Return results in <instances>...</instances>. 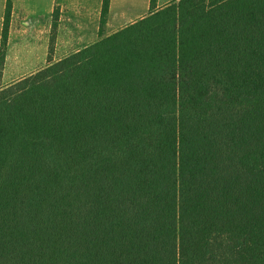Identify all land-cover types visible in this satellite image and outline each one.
<instances>
[{"label":"trees","instance_id":"trees-1","mask_svg":"<svg viewBox=\"0 0 264 264\" xmlns=\"http://www.w3.org/2000/svg\"><path fill=\"white\" fill-rule=\"evenodd\" d=\"M195 1L0 89V264H264V0Z\"/></svg>","mask_w":264,"mask_h":264},{"label":"rangeland","instance_id":"rangeland-1","mask_svg":"<svg viewBox=\"0 0 264 264\" xmlns=\"http://www.w3.org/2000/svg\"><path fill=\"white\" fill-rule=\"evenodd\" d=\"M18 2H20V7L17 10L18 12H16V58L14 78L12 80V82H15L11 83L10 79L7 84H0V89L10 87L21 80L23 81L28 76L34 75L38 70L40 71V69L46 68L50 64L52 65L58 60L72 56L81 47L84 48V45L74 44V47H79L78 50L74 51L64 45L62 46L63 49L61 47L58 49L59 54L56 55L55 46L62 45V43H57L54 34L55 29L58 27L56 20L54 17L50 18L51 15L48 14L37 15L30 8L37 6L38 2L49 6L51 0H18ZM25 2H27V5H24ZM174 6L176 8H173ZM184 7L185 10L188 9L190 12L197 14L200 9V2L195 0H117L113 4V0H104L103 10L94 8L92 12L95 15L98 14L99 33H101L100 41L128 26L138 23L142 19H147L149 16L157 14L161 10L162 12L174 13L180 18L183 15ZM59 13L60 9L56 8L55 16L58 17ZM66 15L71 16L67 12ZM67 16L64 17L66 21L64 28L69 33L70 38L74 39L80 33L79 28L75 24L69 26L66 19ZM123 18L125 19L123 20ZM108 19L110 21V31L106 32L103 26L107 24L106 21L108 22ZM69 20L71 22L72 18L70 17ZM45 60L48 61L46 65H44Z\"/></svg>","mask_w":264,"mask_h":264},{"label":"crops","instance_id":"crops-1","mask_svg":"<svg viewBox=\"0 0 264 264\" xmlns=\"http://www.w3.org/2000/svg\"><path fill=\"white\" fill-rule=\"evenodd\" d=\"M10 13L9 0H0V84H7L10 79L11 83L14 78V66L16 58V12L20 7V2L18 0H10ZM117 0H113V4ZM27 5V2L24 3ZM104 7V0H51L49 6L41 4L38 2L37 6L30 7L37 15L48 14L51 15L57 22V28L55 29V37L57 43H62V45L55 46V54L58 55V49L62 46H67V48L72 50H78L79 47H74L73 45H81L84 48L97 43L100 38V28L98 24V14H94L92 11L94 8L102 9ZM60 9L59 16H55V9ZM67 14L71 16H67ZM9 15V17H8ZM74 15V16H73ZM67 16V21L69 26L76 25L79 28V35L75 36L74 39L70 38L68 32H66L64 25L66 21L64 17ZM72 18L70 22L69 18ZM125 18H123L124 20ZM107 24L103 26L106 32L110 31V21L108 19ZM68 26V27H69ZM126 26V25H125ZM106 36V35H105ZM84 48H79L80 50ZM78 50V51H80ZM52 62V61H51ZM48 63L47 60L44 61V65ZM11 77V78H9ZM10 83V84H11ZM9 85V84H8Z\"/></svg>","mask_w":264,"mask_h":264}]
</instances>
